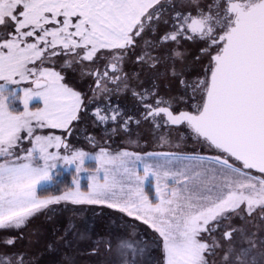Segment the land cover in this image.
Returning a JSON list of instances; mask_svg holds the SVG:
<instances>
[{
    "label": "snow or ice",
    "instance_id": "1",
    "mask_svg": "<svg viewBox=\"0 0 264 264\" xmlns=\"http://www.w3.org/2000/svg\"><path fill=\"white\" fill-rule=\"evenodd\" d=\"M185 40L200 44L191 78ZM69 72L93 79L91 97ZM165 79L178 95H161ZM85 120L112 135L148 123L160 147L177 132L205 152L91 155L66 142ZM89 159L87 190L74 180L38 195L58 162L79 175ZM62 202L105 206L154 233L97 237L90 254L102 247L107 264H264V0H0V230ZM15 242L0 240V264H30Z\"/></svg>",
    "mask_w": 264,
    "mask_h": 264
},
{
    "label": "rangeland",
    "instance_id": "2",
    "mask_svg": "<svg viewBox=\"0 0 264 264\" xmlns=\"http://www.w3.org/2000/svg\"><path fill=\"white\" fill-rule=\"evenodd\" d=\"M199 45L191 46L190 50L198 52ZM183 48L185 49L186 46ZM188 48V47H187ZM196 49V50H195ZM192 52V51H191ZM71 79V81H70ZM85 79H92L91 77L81 78L78 73H71L66 76V81L71 87H78ZM24 85H21L23 87ZM45 132L49 130H44ZM54 134H61V130H50ZM175 137V136H174ZM173 137V138H174ZM74 141V137H72ZM175 145L171 148L165 146L160 147L156 141H146L140 143H125V149L129 151H137L141 157H145L149 152H166V151H200L204 153L205 150L194 144L192 140L180 141L179 136L174 138ZM27 143V142H26ZM56 151V149H50ZM61 154H68L64 149H60ZM62 162H58V171L67 170L66 166L62 167ZM86 171L77 175L80 181L83 177H89L94 171L93 167H85ZM143 176V175H142ZM154 181L152 185L154 188ZM82 184V183H81ZM149 184V183H148ZM39 190V188H38ZM147 193V192H146ZM43 198V197H41ZM56 206H54L55 208ZM52 208V207H51ZM59 213L52 212L50 207L42 213H39L31 218L26 227L20 231H2L0 230V240L9 237H16L14 246L11 251L26 253V258L29 259L30 264H104L111 259L108 253H105L103 248H100L98 255H91V249L94 247V241L97 237L111 236L121 237L128 235L142 234L151 238L154 233L140 222L132 223V218L124 214L115 212L103 206H58ZM96 229V230H95ZM66 234V235H65ZM84 239H81V236ZM64 236V240L59 237ZM91 237V238H88ZM80 243L84 246L85 255L74 252V245ZM55 245V248H49V245ZM73 245V246H72ZM63 246L62 251L56 247ZM70 246V247H69ZM71 252V253H68ZM153 257L156 253L152 254ZM84 256L85 259L81 257ZM72 259L73 262L69 260ZM70 262V263H69Z\"/></svg>",
    "mask_w": 264,
    "mask_h": 264
},
{
    "label": "flooded vegetation",
    "instance_id": "3",
    "mask_svg": "<svg viewBox=\"0 0 264 264\" xmlns=\"http://www.w3.org/2000/svg\"><path fill=\"white\" fill-rule=\"evenodd\" d=\"M167 28L166 25L160 26V32L162 33ZM199 45L198 43L190 42V41H183L182 46H186V50L188 51V56L186 58V65L191 68V71L187 73L188 77L191 78L192 76L196 75L199 72V65L194 63L193 57L196 56L197 52H193L191 46ZM169 48L172 45H168ZM188 47V48H187ZM196 50V49H195ZM192 51V52H191ZM137 54H139L140 49L136 50ZM135 56H132L128 63L124 65V70L128 73L138 70V66L134 63ZM180 66L179 64L177 65ZM144 79V77H141ZM71 81V79H70ZM90 85L93 87L94 81L93 79H85L81 82V85L78 87H74V90L80 91L82 94H87V96L91 97L92 92L90 91ZM149 85V82L145 80V87ZM167 85V87H166ZM109 87H114V85H109ZM180 86L177 80L165 79L160 82V93L164 96L169 95H178L180 93ZM111 100L114 103H118L122 108L130 111H135L134 101L130 96H121L119 99L115 95L111 97ZM99 104H103V99L97 101ZM111 125H105L102 127H94L89 121L85 120L82 122L77 130L73 132L72 135L66 137V142L70 145L71 148L83 150L85 152L90 153L91 155H95L99 152L100 147H105L113 154L118 151H129L125 149V143H140L143 145L146 141H156V133L155 135L152 133V126L148 123H142L139 127L132 125L131 133L125 134L123 132H118L115 135H112L109 132L103 131V128H110ZM173 137L179 136L180 134L177 132L172 133ZM92 136L95 137V142L90 143L87 137ZM74 137V141L72 140ZM174 137V138H175ZM143 142V143H142ZM129 152H136L137 151H129ZM95 162L91 159L86 160L85 167H93ZM64 166L62 165L63 168ZM68 169H70L68 167Z\"/></svg>",
    "mask_w": 264,
    "mask_h": 264
},
{
    "label": "trees",
    "instance_id": "4",
    "mask_svg": "<svg viewBox=\"0 0 264 264\" xmlns=\"http://www.w3.org/2000/svg\"><path fill=\"white\" fill-rule=\"evenodd\" d=\"M21 87V86H20ZM168 152V151H166ZM171 152H185L190 153L191 151H179L174 150ZM67 170L61 171V175L56 177V182L53 185L45 186L43 189L38 190V195L41 197L45 196H51V195H57L60 192H63L67 190L69 186H71L72 182L77 179V174L73 170V168H66ZM79 181V180H78ZM88 177H83L79 183L81 185L82 190H87V184L89 183ZM82 183V184H81ZM146 192L149 195L150 198H152L155 195L153 185L151 186L148 184L146 187ZM16 245V244H15Z\"/></svg>",
    "mask_w": 264,
    "mask_h": 264
},
{
    "label": "crops",
    "instance_id": "5",
    "mask_svg": "<svg viewBox=\"0 0 264 264\" xmlns=\"http://www.w3.org/2000/svg\"><path fill=\"white\" fill-rule=\"evenodd\" d=\"M142 158H144L145 160H147L148 159V157L147 156H145V157H142ZM139 169H140V171H139V174L142 176L143 175V171H142V168H143V165L142 164H140L139 166ZM154 181V180H153ZM147 185H148V182H145V192H146V187H147ZM147 194V193H146ZM65 206V205H68V206H99V205H72L71 203H64V202H62V203H60V204H57V205H50L49 207H50V209H51V211L53 212H55L56 214L57 213H59V211H61V210H58L57 209V207L58 206ZM54 206H56L55 208H54ZM52 207V208H51ZM103 207H105V206H103ZM35 217H36V215H35ZM96 230V229H95ZM73 246V245H72ZM70 247V246H69ZM74 247V252L73 253H77V255H79V254H82V255H85L86 253H89L88 251H86V249L84 248V246H80V243L79 244H77V245H74L73 246ZM52 249L53 248H55V245H53L52 244V247H51ZM56 248H59V251H57L56 250V252H60V251H62V249H63V246H57ZM68 253H71V252H69L68 251ZM82 259H85L84 258V256H82L81 257V261H82ZM70 262H73V260L72 259H70L69 260ZM69 262V263H70ZM101 264V263H100ZM104 264H107V262H104Z\"/></svg>",
    "mask_w": 264,
    "mask_h": 264
}]
</instances>
